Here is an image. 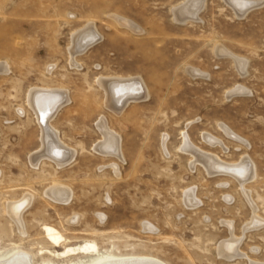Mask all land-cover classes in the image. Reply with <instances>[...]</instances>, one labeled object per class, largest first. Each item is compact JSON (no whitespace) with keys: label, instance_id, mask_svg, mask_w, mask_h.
<instances>
[{"label":"rangeland","instance_id":"rangeland-1","mask_svg":"<svg viewBox=\"0 0 264 264\" xmlns=\"http://www.w3.org/2000/svg\"><path fill=\"white\" fill-rule=\"evenodd\" d=\"M181 1L0 0V258L81 264L90 258L52 255L92 243L165 264H264V6L239 18L223 0H204L199 21L181 24ZM87 28L92 45L72 55V37ZM233 56L246 61L244 76ZM117 77L134 78L144 95L111 104L98 81ZM39 88L68 99L49 122L61 166L28 102ZM237 88L246 93L229 97ZM101 120L117 158L96 150ZM182 134L223 164L247 159L254 180L210 176L180 150ZM52 183L70 192L67 203L48 196ZM190 189L194 206L184 201ZM26 197L16 222L6 205ZM45 226L63 236L59 247Z\"/></svg>","mask_w":264,"mask_h":264},{"label":"bare ground","instance_id":"bare-ground-1","mask_svg":"<svg viewBox=\"0 0 264 264\" xmlns=\"http://www.w3.org/2000/svg\"><path fill=\"white\" fill-rule=\"evenodd\" d=\"M223 1L233 10L234 15L238 16L239 18L242 17L244 18V16L253 8L264 6V0H261L259 2H250L249 0H223ZM203 5H204V0H186L180 3L178 8H176L173 11L174 20L181 24L188 22H198L199 21L198 16L202 11ZM117 17L118 16L114 17V19L119 24L121 23L125 24V26H127V28H130V30H132L133 32H137V33L139 32L136 28H134L133 25L128 23V21ZM93 41H94V37L90 28H87L86 30L78 34L76 33V35L72 37V55L82 54L88 47L92 45ZM222 49L224 48L218 47L214 52H216L217 53L216 55L219 56H223V57L230 56V54L227 51H224L225 49L224 50ZM233 61L235 63L236 68L239 70L240 74L244 76L246 73L245 72L247 65L246 61L240 59V57L237 58L234 56H233ZM189 72L190 75L192 76H201V74L198 71L189 70ZM133 79L134 78L123 80L118 77L112 79H102L98 81L99 83L98 85L103 88V90L106 93V96L109 97L110 103L119 105L120 108L123 105L125 106L130 102H134L140 99L142 95H144V91L142 87L139 85V83H137L136 80ZM244 93L246 92H244L243 89L237 88L229 92L228 95L229 97H232L236 94H244ZM28 102L30 107L35 111L37 120L40 124L41 130H43L44 136L47 135L46 138L50 140L47 142L50 143L49 145L48 144L46 145V143H44L47 151L58 160L56 162L58 166H61L66 161L64 159L66 153L58 149V147L55 144L53 145L51 144V140L52 143L55 140L53 139L54 133L50 128L49 122L54 118L56 112H58L60 108H62L64 105L68 103V99L64 97L62 92L51 89H44V91H42V89L40 90L39 88V90H34L29 93ZM107 128L105 122H103L102 120L98 123V129L101 131L104 140L97 145L96 150L99 153L104 154V156L105 155L115 156L117 158L119 157V142L116 136L112 132H110ZM223 130L226 132L227 135L232 136V138H234V135H232L226 129L223 128ZM182 138H183L182 141L183 143L180 150L190 154V156L194 159V163H199L210 176L211 175L216 176L218 174L230 175L236 178L241 185H245V183L254 180L255 169L252 165H250V163L247 162L246 158H245L246 161L245 160L241 161V163L239 164H235V165L223 164L222 162L219 161L218 157L207 155L205 153L203 154L199 153L194 147H192V145H190L185 134H182ZM204 139L208 140L212 144H219L218 141L211 139L209 136H204ZM235 139L240 141V139L236 137ZM113 170L115 171V174H117L116 171L117 168ZM190 190L191 191H187L184 193V201L189 206H194V204L197 202L194 198L193 189ZM47 194L52 199L56 200V202L62 204L67 203L70 197V192L64 186H61L59 184H54L50 188ZM28 203H29V199L28 197H26L19 202L6 205L5 211L7 212V214H9V217H11L12 220L18 222L21 211ZM44 232L46 237L55 246V248L59 247L61 243L64 242L63 236L56 229L49 226H45ZM12 252L7 256L1 257L0 264H36L33 261V257L25 255L26 253L23 254L19 251H12ZM79 255L87 256L90 258L89 261L81 262V264H165L161 260L149 255L124 257V256H116L110 253L107 254L100 253L98 246L92 243H86L84 245H80L77 247H66L61 252H54L52 257L57 259H67L69 257L79 256ZM47 264H52V263L48 262ZM64 264H71V262L69 261Z\"/></svg>","mask_w":264,"mask_h":264}]
</instances>
